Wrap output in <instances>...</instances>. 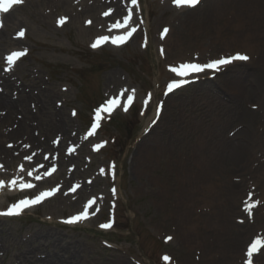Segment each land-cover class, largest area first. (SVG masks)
<instances>
[{
	"label": "rangeland",
	"instance_id": "1",
	"mask_svg": "<svg viewBox=\"0 0 264 264\" xmlns=\"http://www.w3.org/2000/svg\"><path fill=\"white\" fill-rule=\"evenodd\" d=\"M215 1L206 0L197 10L187 12L198 17L195 30H187L182 27V21L173 17L176 12L171 8L172 0H140L145 18L140 35L124 48L107 46L97 52L91 50V41L102 33L95 24L87 25L88 17L84 13L73 19L65 14V7H34L30 0L14 11L19 16L18 22L8 25L6 30L13 38L18 30L25 29L27 40L22 46L6 44L1 54L12 49L29 51V56L12 73L11 77L17 81L14 84H22L24 95L37 97L44 91H52L53 108H58L65 118L78 121L74 124L78 134L83 136L93 108L116 91L135 90L137 98L129 114L119 111L107 117L96 139L85 142L78 161L71 160L64 166V170L76 166L75 182L95 179L93 191L84 194L79 209L63 206L60 194L18 220H0V264H23L20 256L28 264H233L232 260L238 257L236 248L240 247L242 254L246 244L259 237L256 233H264V203L253 207L251 215H247L245 207L240 208L234 197L221 204L205 191L210 198H202L201 186L209 189L214 177L206 184L194 183L191 189L195 193L187 203L188 209L183 208L182 181L179 175V182L174 178L176 166L187 160V151L201 144L192 134L198 123L205 124L204 130L210 133L203 141L210 152L213 147H223L237 133L232 140L239 139L237 142L243 141V146L249 145L247 160L251 166L245 191L251 192L249 185L259 181L257 176L264 177V36L257 40L237 37L238 34L229 30L237 15L225 12L212 17L209 9ZM65 15L71 20L57 27L58 18ZM167 27L171 36L160 42V35ZM80 28L86 32L83 34ZM144 34L149 40L146 49ZM251 51L254 61L227 70L238 73L218 76L212 82H207L208 76H204V81L165 101L175 105L170 107L167 103L166 115L148 137L154 143L161 141L165 158L155 161L149 173L134 174L133 163L137 148L147 134L146 123L152 118L157 102L164 101L163 92L173 80L169 66L184 61L202 63L233 52L253 55ZM252 66V71L243 72ZM226 78L232 80L233 86L223 81ZM240 78L241 88L245 89L241 93L235 85ZM231 88L235 92L231 93ZM246 94L250 99H245ZM146 107L148 111L143 116ZM73 111L77 112L76 118ZM62 129L72 131V127ZM57 135L56 131L50 135V143ZM94 143L101 145L100 148L106 146L96 152L91 149ZM65 149L64 145L63 153ZM19 163H11V169L16 170ZM164 172L172 174L167 179L169 184L166 183L170 194L161 198L159 195L166 191L162 189ZM94 174L98 175L94 177ZM111 187H120L121 195H111ZM257 191H264V182L257 186ZM90 195L104 197L99 200L103 201L102 214L76 228L61 226L58 220L79 211ZM182 210L189 211L191 220L182 218L181 224L178 214ZM115 211L116 226L102 229L100 224L111 219ZM50 217L51 221H47ZM41 234L53 237L41 238ZM169 236L172 240L166 243ZM199 242L208 248L204 250L206 246L198 245ZM224 247L229 248L223 250ZM164 254L171 260L165 261Z\"/></svg>",
	"mask_w": 264,
	"mask_h": 264
},
{
	"label": "bare ground",
	"instance_id": "2",
	"mask_svg": "<svg viewBox=\"0 0 264 264\" xmlns=\"http://www.w3.org/2000/svg\"><path fill=\"white\" fill-rule=\"evenodd\" d=\"M37 4L42 5V7L48 8L56 7V9H59V7L62 6L65 7L67 12H71V14L73 13L76 15H78V13H80V11L83 9L82 12L86 14V16H89V18L92 17L91 19L96 22V26H100V31L104 30L105 36L109 37L110 39H113L121 31L119 27L118 30L114 31H111V29L106 30V27H108L106 26L107 22L110 21L111 18L105 16L104 14V8L107 7L105 0H40V2ZM110 4H113L111 6V9H115L116 12H120L123 9V7H121L120 1L115 2V0H112V3ZM34 7H36V3H34ZM177 10L185 12L186 9ZM209 10H211L210 12L212 17L220 14L223 15L225 12H232L233 15H237V17L230 22L229 26V30L238 34L237 37L257 40L264 36V0H219L218 2L212 4ZM18 17L19 16H17L14 11L7 14L5 16V22L7 25L6 27H8V25L17 23L19 19ZM29 17L30 16H28V18ZM173 17H176L175 19L182 21L183 28L186 27L187 30H195L194 28L198 22V17L194 16V14L187 13L179 15L178 13H176V15H174ZM79 31L83 34L86 32L82 28H80ZM175 32L178 33L177 30H175ZM157 42L160 45V42L158 40ZM6 44L20 46L23 44V41L15 38H10L8 30H3L0 31V57H2L1 50ZM253 69V67H250L243 72L249 73ZM236 73L238 72H230L225 70L223 73H221L220 76L223 77L224 74H227L228 77ZM226 79H224L223 81L230 86H233L232 82H230L232 80H228V78ZM241 79L242 78L236 79L235 82V85H237V87L239 88L240 93L242 90H245L241 88ZM0 85L3 86L4 90H6L3 94H0V161L4 162L7 168H9V164L12 161H15L17 159H24V165H26V167H28L32 161H45V154H49L50 159V153L52 152L60 156V166H63V164H66L67 162H69V160L78 161V153H76L75 156L66 157L62 152V147L56 148L53 145H50V135H52L54 131L61 134L62 143H65L67 140L75 141L79 146V151L84 147V143L86 142V139L80 134L76 133V131L70 130L69 132L68 129H66L65 131L62 129L64 126L66 128L73 127L76 123L73 120L65 118V116H63L62 112L58 108H53L51 104L52 91H44L42 95L40 94L37 97L32 94L24 95L25 93L22 84L20 86L15 85L11 78H8L6 75L1 74V70ZM15 90L19 92L18 98L14 96ZM233 92L235 91L231 88V93ZM170 98L171 97H169L167 100H169ZM245 99H250L247 94L245 96ZM167 103L170 107L175 105V102L173 103L172 101H168ZM164 115H166L165 109L162 118L164 117ZM162 118L158 121V124L161 122ZM152 121L153 119L148 122V125L151 124ZM69 123H72L73 125L70 126ZM195 126V133L192 131V134L196 139L199 140V142H201V144H199L198 147H194L193 149L187 151L186 162L184 161L180 165L176 166L175 169V180L179 182L180 176L182 181L181 187L183 192L181 199L184 202L183 208L186 207L188 209L189 205L187 203L191 202L190 198L193 195L192 193H195V191L192 192V185L199 182H203L204 184H206L214 177H216L214 178L215 181L212 183V186H210L209 189L207 187L203 188V186H201V197L204 199L210 198L209 194L205 192L207 191L208 193L212 194L214 198L218 199L217 201L220 200L221 204L223 202H226L229 198H231L230 200H232V197H234L237 200L236 204L241 205V199L243 201L246 198V196L243 198L245 191V175L249 174L250 169V164L248 165L249 162L247 160L250 152L249 145L243 146V141L237 142L239 139H235L232 141H228V143H224L223 147L221 148H218L217 146L213 147L210 152V150L207 148L206 143L203 142L206 140L205 137H208L207 134H210L208 132V129L204 130L205 124L199 126L198 123ZM151 134L152 133L150 132L148 136H145L137 148L133 163V172L136 175L146 172L149 173L155 161H159L165 158L164 148L161 141L156 143L149 141L148 137ZM5 138L13 141V143L15 144L13 148L8 149L4 146ZM18 141H23V146H20L18 144ZM29 156L31 157V160L28 159ZM60 171L62 173V168L60 169ZM24 174L25 173H23V175ZM227 174H229L230 176H228ZM17 175H22V173H17ZM73 176L74 174L72 173L70 176L66 175L62 177V179L66 181ZM169 176H172V174L167 175L166 172H164L162 176L164 179L163 181L165 182H162L165 185L162 186V189L165 188L166 191L159 195L161 198L165 197L170 192L169 187L166 186V183L169 184V180H167ZM59 177H61L60 173L48 180L52 183L57 181ZM93 187V185L91 187H86L85 190L92 189ZM13 193L14 191L12 190L1 192L0 206L5 204L4 202H8V197L10 195H13ZM83 194L84 192H78L75 195H64V198L62 197L61 199L63 201L62 205L78 208ZM232 211L234 213V209H232ZM188 214L189 211L183 210L178 214L180 215L179 217L181 224L183 222V219L187 220V222L191 220ZM190 230L191 228L189 229V231ZM211 232L214 233V230L212 229ZM182 234L186 236V233L182 232ZM245 234L247 235L248 233ZM43 236L44 235L41 234L40 237L48 239H51V237H53L51 235H47L44 237ZM198 245H202L204 247L206 246L204 250L208 248L207 245L200 244V242L198 243ZM231 245L232 243H230V246ZM229 247H224L223 250H226ZM240 249V247L236 248L238 257L237 259L232 260L235 261V264H240L241 260L244 258L243 253H240ZM259 252L264 253V248ZM230 255L231 253L229 254V256ZM22 258L23 256H20L19 259H21L23 264H28L26 261L27 259L25 257L24 259ZM211 260L214 259L212 258ZM230 264H232V262Z\"/></svg>",
	"mask_w": 264,
	"mask_h": 264
},
{
	"label": "snow or ice",
	"instance_id": "3",
	"mask_svg": "<svg viewBox=\"0 0 264 264\" xmlns=\"http://www.w3.org/2000/svg\"><path fill=\"white\" fill-rule=\"evenodd\" d=\"M22 2L23 0H0V13H8L10 9H12L16 5L21 4ZM130 2L134 6L137 5V0H130ZM197 3H199V0H174V4L177 8H181L184 6L194 7L196 6ZM105 15H108V13H105ZM127 19H130V16L126 18V22H127ZM59 23L62 25L64 23V20L61 19ZM89 23L91 22L89 21ZM0 26H2V22H0ZM116 26L119 27V24H117ZM133 31H135L134 28L131 31H128L127 36L130 37ZM167 31L168 29H164L165 33H167ZM23 35H24V32L20 31L19 36L22 37ZM126 38L127 37H123V36L118 37L116 40H113L112 43H117L118 41L123 42ZM108 40H109V37L103 36L100 39H98L95 43H93L91 47L95 49L100 45L101 41L107 42ZM21 55H22L21 52H16L8 56L7 57L8 63L9 64L13 63L14 58H19ZM248 59L249 57L247 55L237 53L228 58H218L210 63H203V64L198 63V62L181 63L178 67H172L170 71L174 73V77L184 78V77L190 76L193 73L204 72L206 69L218 71L220 70L222 65H229L233 63L234 61H247ZM183 83L184 81L182 79L179 81H176L175 79H173V82L167 84V92L165 94L167 95L168 93H171L174 89H179ZM126 92L127 90L120 93V95L127 100V104L123 105V110L125 112L128 111V105H130L133 101L135 90H133V95H126L125 94ZM149 99H151V94H149ZM120 106H121L120 100L116 98H110L107 101H105L101 107H98L95 110L94 122L91 125L92 131L89 132V135H92L96 131L101 121L102 113H108L109 115H111L113 110ZM75 114L76 113L73 112V115ZM96 147L98 149L101 147V145H97ZM28 159L31 160V157L29 156ZM113 167L115 166L113 165ZM20 171L22 173L25 172V168L23 165L20 166ZM53 171H55V169H53ZM47 174L51 175V173H47ZM27 176L32 177L33 176L32 171H27ZM34 179L40 180L41 177L40 175H36ZM8 184L14 189L18 186L20 191L30 190L33 187H35L33 183L25 181L22 178H13L8 182ZM5 186H6L5 181L0 180V188H3ZM56 191L57 189H52L49 191H42L33 198L24 197L20 199L19 201L13 202L12 204H10V206L7 207L5 211H0V217L19 216L26 209L36 206L39 203H41L44 199L49 198L52 195H54ZM250 201H251V195H249L248 200L244 201L245 211L248 212L249 215H251V209L255 207L256 204L259 203V201L251 202V203ZM93 205H94V201H89L87 206L80 213L68 217L67 219L63 220L62 223L67 224V225H75V224L83 222L84 220L89 218L90 208L92 209L93 212L95 211V208L93 207ZM100 227L102 229H110L112 227V224L103 223V224H100ZM167 240L169 241L172 240V237L171 236L167 237ZM261 248H264V240L256 239L255 241L251 242L250 246L246 250L247 260L245 261V264H253V254L258 252ZM163 259L165 261H168L169 257L165 256L163 257Z\"/></svg>",
	"mask_w": 264,
	"mask_h": 264
}]
</instances>
